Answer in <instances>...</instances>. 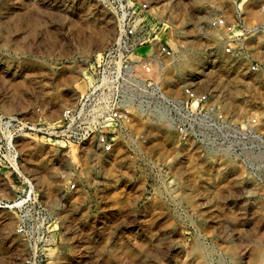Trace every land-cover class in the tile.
Wrapping results in <instances>:
<instances>
[{
    "label": "rangeland",
    "instance_id": "obj_1",
    "mask_svg": "<svg viewBox=\"0 0 264 264\" xmlns=\"http://www.w3.org/2000/svg\"><path fill=\"white\" fill-rule=\"evenodd\" d=\"M132 1L147 4L157 37L174 51L156 77L168 95L189 81L233 119L256 115L264 131V80L222 54L208 25L233 12L232 0ZM250 4L249 21L258 17ZM113 36V17L99 0H0V114L34 119L38 109L59 123ZM247 46L264 64V36ZM128 133L107 154L91 143L21 135L17 174L0 163V200L17 204L27 179L44 209L49 264H264V224H248L261 213L218 175L230 164L178 142L165 119L135 116ZM28 213L34 230L40 220ZM17 214L0 208V264H20L25 251Z\"/></svg>",
    "mask_w": 264,
    "mask_h": 264
},
{
    "label": "built area",
    "instance_id": "obj_2",
    "mask_svg": "<svg viewBox=\"0 0 264 264\" xmlns=\"http://www.w3.org/2000/svg\"><path fill=\"white\" fill-rule=\"evenodd\" d=\"M99 1L113 17L114 36L94 59L84 91L73 105L61 110L57 124L46 121L38 109L34 119L0 114V163L17 174L14 141L21 135L63 145L91 143L95 150L111 153L116 139L129 134L133 117L163 115L178 142H191L202 150L235 159L243 167L244 177L264 187V131L257 130L256 115L233 119L218 103L209 101L208 91L196 90L189 81L181 85L178 96L168 95L156 77H162L175 54L157 37L147 4ZM251 2L258 17L246 24ZM232 4V22H226L224 16H213L208 25L216 31L222 54L240 59L249 73L264 80V64L254 59L246 42L247 36H264V0H232ZM23 183L25 196L16 200L17 204L0 200V208L18 213L14 231L25 247L20 264H49L44 251L48 235L43 228L44 209L30 197L33 192L29 180ZM73 187L74 183L66 185L67 190ZM29 211L40 220L34 230L28 226Z\"/></svg>",
    "mask_w": 264,
    "mask_h": 264
},
{
    "label": "crops",
    "instance_id": "obj_3",
    "mask_svg": "<svg viewBox=\"0 0 264 264\" xmlns=\"http://www.w3.org/2000/svg\"><path fill=\"white\" fill-rule=\"evenodd\" d=\"M233 12L227 17L224 16L226 22H232ZM248 12H250V10H248ZM251 12H253L255 15H258L255 9ZM247 18L248 17L244 18L246 24L249 22V19ZM149 21L151 22L150 24L153 26L152 20ZM250 39H252V37L247 36L246 42ZM162 40L164 39L162 38ZM202 151H205V153H207L210 157H213L214 163L221 162L230 164L228 167L222 168L223 170H220L218 172V175L222 178H226L227 180H229V182L226 183L232 184V187H234L238 193H241L243 195V197L245 198L244 201L247 209H257V211L259 210V212L261 213V219H253L252 217H249L252 220L248 221V224L250 225L251 229H257V227H261V225L264 224V187L262 185L256 184L253 178L244 177L243 167L235 159L230 158L224 154L213 153L206 150ZM261 176L264 177V174L261 173ZM246 222L247 221H245V223Z\"/></svg>",
    "mask_w": 264,
    "mask_h": 264
},
{
    "label": "bare ground",
    "instance_id": "obj_4",
    "mask_svg": "<svg viewBox=\"0 0 264 264\" xmlns=\"http://www.w3.org/2000/svg\"><path fill=\"white\" fill-rule=\"evenodd\" d=\"M158 33H159V31H158ZM157 119H159V120H164V117H163V115H159V116L157 117Z\"/></svg>",
    "mask_w": 264,
    "mask_h": 264
}]
</instances>
